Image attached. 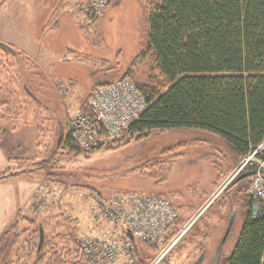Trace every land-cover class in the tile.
<instances>
[{
	"label": "rangeland",
	"instance_id": "374dc122",
	"mask_svg": "<svg viewBox=\"0 0 264 264\" xmlns=\"http://www.w3.org/2000/svg\"><path fill=\"white\" fill-rule=\"evenodd\" d=\"M90 2L0 0V42L16 48L15 55L0 50L1 123L8 131L0 143L18 159H29L2 164L0 175L36 168L0 179V238L8 231L12 245L0 264H32L41 223L45 262L50 248L66 241L68 227L78 243L101 234L104 222L94 221L100 202L120 193L164 194L177 207L180 229L187 230L162 264H192L204 251L202 264H216L217 246L236 210L221 264L241 231L251 175L247 194L240 192L235 183L243 158L220 138L199 129L154 130L140 139L128 131L88 155L57 148L96 83L125 71L139 81L149 76L150 58L140 59L147 30L141 1L112 0L100 17L90 8L82 12Z\"/></svg>",
	"mask_w": 264,
	"mask_h": 264
},
{
	"label": "trees",
	"instance_id": "16d2710c",
	"mask_svg": "<svg viewBox=\"0 0 264 264\" xmlns=\"http://www.w3.org/2000/svg\"><path fill=\"white\" fill-rule=\"evenodd\" d=\"M140 1L147 27L140 59L150 58L149 76L139 81L132 71H125L104 81L130 76L147 103L145 112L129 127L131 136L147 138L154 130H204L220 138L241 160L264 140V0ZM11 47L0 45V50L14 54L16 48ZM89 99L81 111L93 117ZM95 128L100 136L106 135L100 122L95 121ZM61 147L78 156L88 155L68 135L57 145ZM35 169L4 172L0 179ZM250 173L248 169L236 180L240 192L247 194ZM247 196L241 231L221 264H264V200ZM255 203L259 206L256 218ZM182 221L179 213L175 232ZM41 228L42 223L39 232ZM8 234L0 238L1 259L12 247ZM63 235L66 241L50 248L46 262L44 239L42 247L34 249L32 264H90L82 256L73 228ZM135 246L138 264H148L161 250L141 241Z\"/></svg>",
	"mask_w": 264,
	"mask_h": 264
},
{
	"label": "built area",
	"instance_id": "2783aa9c",
	"mask_svg": "<svg viewBox=\"0 0 264 264\" xmlns=\"http://www.w3.org/2000/svg\"><path fill=\"white\" fill-rule=\"evenodd\" d=\"M112 0H91L84 5L94 17L103 16ZM64 92H67L65 87ZM93 117L77 111L70 117L66 135L83 150L91 153L107 147L116 138L129 131L130 125L138 120L147 108V103L130 76L114 82L99 84L89 99ZM100 122L105 136L95 128ZM264 140L244 155L237 173L250 169L249 193L264 200ZM251 160H255L249 163ZM249 164H253L251 168ZM243 170V171H242ZM102 206V208H101ZM178 210L169 198L161 194L120 193L100 202L94 221L104 222L101 234L80 237V248L90 264H138L136 241L150 246H160V253L148 264H161L176 247L187 229L174 231ZM76 219V218H74ZM96 227L99 225L95 224ZM95 229V228H94ZM134 239H131L129 232Z\"/></svg>",
	"mask_w": 264,
	"mask_h": 264
},
{
	"label": "water",
	"instance_id": "95a60500",
	"mask_svg": "<svg viewBox=\"0 0 264 264\" xmlns=\"http://www.w3.org/2000/svg\"><path fill=\"white\" fill-rule=\"evenodd\" d=\"M0 45H2L4 47H7V48H10L9 45L4 44L2 42H0ZM62 137H63V131H62V133L60 135V140L62 139ZM258 211H259V206H258L257 203H255V205H254V218H256L258 216ZM235 217H236V210H234L233 213L231 214L228 226L226 228V231H225L220 243L217 246L216 253H215L214 257H213V260L216 262V264H220V258H221L222 252H223V246H224L227 238L229 237V235H230V233L232 231V228H233V225H234V222H235ZM129 234H130L131 239H134V236H133L131 231L129 232ZM44 239H45L44 230H43V228H41L40 229L39 248L42 247V245L44 243ZM204 259H205V251L192 264H202Z\"/></svg>",
	"mask_w": 264,
	"mask_h": 264
},
{
	"label": "crops",
	"instance_id": "0c3cea01",
	"mask_svg": "<svg viewBox=\"0 0 264 264\" xmlns=\"http://www.w3.org/2000/svg\"><path fill=\"white\" fill-rule=\"evenodd\" d=\"M54 82L56 84L57 81H54ZM59 82H62V80L59 81ZM69 92H70V90H69ZM69 92H67V93H69ZM64 102H66V100H64ZM67 107H68V104H67ZM63 109H64V111L66 109V107H65L64 104H63ZM2 119H3V117L1 116V109H0V134H4V133L7 134L8 131H7L6 127L3 126L2 123H1V120ZM16 147H18V144H15V148ZM0 157L3 158V161H2V163H0V166L2 164H4V165H7L8 164L9 165V164H11L14 161H18V157L17 156H13V154L11 153V151H9L7 148H6V151H5L4 148H3V146L1 145V143H0Z\"/></svg>",
	"mask_w": 264,
	"mask_h": 264
}]
</instances>
